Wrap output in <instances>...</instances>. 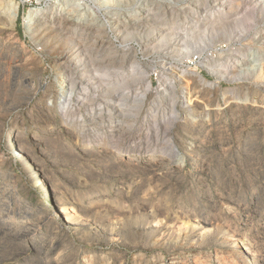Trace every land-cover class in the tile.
I'll list each match as a JSON object with an SVG mask.
<instances>
[{"label":"rangeland","instance_id":"obj_1","mask_svg":"<svg viewBox=\"0 0 264 264\" xmlns=\"http://www.w3.org/2000/svg\"><path fill=\"white\" fill-rule=\"evenodd\" d=\"M139 1L0 0V264H264V74L206 67L264 64V22L193 50L216 15Z\"/></svg>","mask_w":264,"mask_h":264},{"label":"bare ground","instance_id":"obj_2","mask_svg":"<svg viewBox=\"0 0 264 264\" xmlns=\"http://www.w3.org/2000/svg\"><path fill=\"white\" fill-rule=\"evenodd\" d=\"M162 1H167L168 3L167 4H163ZM225 1L226 0H193V1H186V2H184V0H159L158 2L149 1L147 3H142L139 6V9L141 10L139 12H146V11L149 12L151 9L152 10L160 9L162 6H168L167 8L172 9V5L179 6V7H186L187 11H191V12H193V11L196 12V11H199V10H205V11L208 10L209 11V14L208 15H210V16L211 15H216L214 21H209L208 22V24H211V25L214 26L212 29H210L209 32H208L207 29H204L202 31H199V30L196 31L195 30L196 28H195V29L192 30L191 33H189V31H188V34H186V33L179 34L180 33V31H179L178 34H177V33H174L173 32L174 30H173V31H170V32L166 33L164 35V38L165 39H163V41L165 43L166 42L168 43V40H171V37L172 38L173 37H176V38H178V37H185V40L184 41H186V45H188L187 46L188 48L193 49V50H206L207 48H209V46L212 43H214V42L216 43V41H218L219 39H221L222 37H224L226 35H228L229 37H232L233 35H236V38L239 41L242 38V35L244 34V31H245V28H246L247 25L250 26V25H253V24L257 23V22H260V23H263L264 22V0H237V2H235V3L234 2H230V1H226V2ZM64 3L67 5V2H64ZM98 3L102 7H108V6H112V5H124L126 3H129V0H99ZM139 3H140V1L138 0V4ZM77 5H84V3H82V4L81 3H78ZM232 10H234V12ZM12 11H13V14L9 17V19H10L9 22H7V23H9L11 25H13L14 19H15V15H16L15 14V11H16V7L15 6L13 7V10ZM232 14H234V15H232ZM40 16H42V13H37V12H35V10H30L28 12V14H27V17L25 18L26 25L29 28V31L32 32V34L34 32L39 31L37 29V25H38L37 24V20L39 19ZM216 17L218 18L217 21H216ZM159 18L156 17L155 15H148V16H145V17L144 16L143 17L142 16L141 17L138 16V20L139 21L145 22L147 24H151L154 27L155 26H158L159 27V25L161 23V20ZM5 25H7V24L5 23ZM166 30H168V29H166ZM41 33H43V32H41ZM255 35L258 37V39H257L258 41L264 40V28L260 32H258L257 34H255ZM163 41H162V43H163ZM65 44H67V43H65ZM64 46H66V45H64ZM257 61L258 60H256L255 62L257 63ZM77 63L79 65L82 64L81 60H78ZM206 67H207L208 70H210V72H212L216 76H220V77L223 76V77H226V79L228 77L227 80L230 81V82H231L232 79L233 80L236 79L235 77H240V76L242 77V76H247V75L248 76L249 75L251 76V75L255 74L258 71H259V73H263L264 74V64H260V65H257L256 64L251 69L248 68L249 70H242L241 69V72L238 71V73H237V71L234 72L233 70L231 72L228 69H226V70H228L227 73H226V71L225 72H221L220 69L219 70H214V68L212 66H209L208 64L206 65ZM80 73H81V71H80ZM105 74H104V76H105ZM106 75H108V74H106ZM139 76L140 77L143 76V78H144V75L143 74L141 75V73L139 74ZM139 76H138V78H139ZM131 78H132V76H131ZM78 79H80V77ZM197 80H201V79L199 78ZM79 81L80 80H78V82ZM128 81L129 80H127V82ZM136 81H138V80H136ZM124 83L125 82H122L121 81L117 85V88H119L120 85H121V88L122 87H125V84ZM75 84H76V80H75V78L73 76V73L67 72L63 76L62 86H61V94H62V103L61 104L64 107V110H68V108L71 106L70 101H71L72 95H73V93L75 91V87H76ZM126 86H127V84H126ZM213 88H217V85H213ZM182 90H183V93H182L183 101H184V103H185V105L187 107H190L191 104H192V102H193V100L195 101V99L192 98L193 97L192 94H191L192 92H190L186 87L183 88ZM83 92H86V90H83L82 93ZM169 124L167 123V125L170 127ZM155 127H156V125H155ZM232 244H233L234 247H239L238 240L232 241ZM239 249L240 250H244V248H242V247H239Z\"/></svg>","mask_w":264,"mask_h":264}]
</instances>
